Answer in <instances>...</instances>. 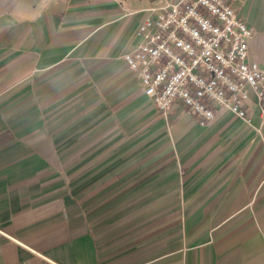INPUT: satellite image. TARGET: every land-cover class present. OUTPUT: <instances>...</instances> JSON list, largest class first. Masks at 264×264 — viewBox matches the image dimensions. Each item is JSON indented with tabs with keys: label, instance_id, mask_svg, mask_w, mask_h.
Returning a JSON list of instances; mask_svg holds the SVG:
<instances>
[{
	"label": "crops",
	"instance_id": "obj_1",
	"mask_svg": "<svg viewBox=\"0 0 264 264\" xmlns=\"http://www.w3.org/2000/svg\"><path fill=\"white\" fill-rule=\"evenodd\" d=\"M179 1L0 0V264H264L255 99L163 112L122 59ZM232 6L264 70V0Z\"/></svg>",
	"mask_w": 264,
	"mask_h": 264
},
{
	"label": "built area",
	"instance_id": "obj_2",
	"mask_svg": "<svg viewBox=\"0 0 264 264\" xmlns=\"http://www.w3.org/2000/svg\"><path fill=\"white\" fill-rule=\"evenodd\" d=\"M233 1L180 0L137 28L139 41L122 59L163 112L181 101L201 123L214 117V105L250 122L255 99L264 123V70L249 57L252 29Z\"/></svg>",
	"mask_w": 264,
	"mask_h": 264
}]
</instances>
